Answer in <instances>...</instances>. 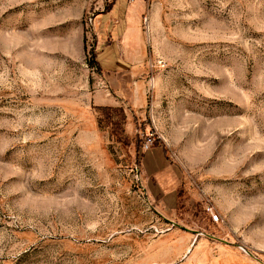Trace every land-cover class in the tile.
<instances>
[{"label": "rangeland", "instance_id": "rangeland-1", "mask_svg": "<svg viewBox=\"0 0 264 264\" xmlns=\"http://www.w3.org/2000/svg\"><path fill=\"white\" fill-rule=\"evenodd\" d=\"M0 264H264V0H0Z\"/></svg>", "mask_w": 264, "mask_h": 264}, {"label": "crops", "instance_id": "crops-1", "mask_svg": "<svg viewBox=\"0 0 264 264\" xmlns=\"http://www.w3.org/2000/svg\"><path fill=\"white\" fill-rule=\"evenodd\" d=\"M139 8L140 6L138 5L136 8L137 11H133L135 20L137 18ZM121 22L125 25V16L122 18ZM123 33L118 37L117 41H114L108 46L102 48V52H99L98 56L103 55V57L101 60L99 58L98 62L103 64L102 66L106 67L104 72H106L105 80L108 84L107 90H111L114 95L110 94L120 100H125L127 97L132 99L131 96H133V102L136 103L138 100H136V97L139 96L138 86L134 83L132 77L135 75V71L137 69L135 66H138L145 58L144 42L141 32H139L138 39H135L134 42H132L131 39L126 40L125 37H123ZM125 66H128V68ZM131 83L134 87L136 86L135 89L137 92L130 96L129 85ZM97 107H113V104L106 100V102ZM132 107L133 108L131 109H134L137 106Z\"/></svg>", "mask_w": 264, "mask_h": 264}, {"label": "trees", "instance_id": "trees-1", "mask_svg": "<svg viewBox=\"0 0 264 264\" xmlns=\"http://www.w3.org/2000/svg\"><path fill=\"white\" fill-rule=\"evenodd\" d=\"M97 109H98V111H105V110H110L111 107H97ZM122 119H124L123 115H122ZM100 123H101V119L97 118V125H98L99 128H100Z\"/></svg>", "mask_w": 264, "mask_h": 264}, {"label": "built area", "instance_id": "built-area-1", "mask_svg": "<svg viewBox=\"0 0 264 264\" xmlns=\"http://www.w3.org/2000/svg\"><path fill=\"white\" fill-rule=\"evenodd\" d=\"M208 212H210V217L213 223H218L219 217L212 213V211L209 209Z\"/></svg>", "mask_w": 264, "mask_h": 264}]
</instances>
